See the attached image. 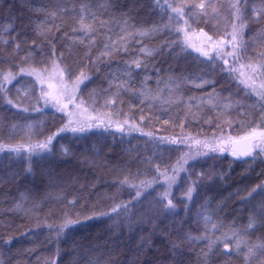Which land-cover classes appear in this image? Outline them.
I'll return each instance as SVG.
<instances>
[{"label": "trees", "instance_id": "1", "mask_svg": "<svg viewBox=\"0 0 264 264\" xmlns=\"http://www.w3.org/2000/svg\"><path fill=\"white\" fill-rule=\"evenodd\" d=\"M170 3L189 5L200 2L208 3L209 0H169ZM234 0H211L213 4H223L219 13L203 16L199 9L193 13L189 21L190 29L188 37L183 33L170 34L161 32L151 37H143L148 47L160 48L162 44L179 36V44H172V54L166 50L162 56L150 58V64L159 69V76L167 80L170 76L178 78L182 73L194 72L197 75L210 72L216 82L214 87L217 92L224 96L230 93L241 100L242 108L238 111L233 108L230 114H223L211 110V105L203 111L207 116L198 114V119L185 116L189 109L187 101L189 97L206 95L212 90L209 84L202 88L194 87L188 83L181 86V91L167 95V89L161 85V100L148 106L139 101L132 103L128 96L124 97L123 104L113 105L122 110L129 117H134L138 126L144 132H151L156 137L183 138V144L163 143L157 148L148 143L149 137L133 132L124 136L123 143L113 140L108 133L100 134V130L91 129L77 136L72 133L62 134L54 141V154L46 160H39L31 164L32 171L28 169L27 152L48 135L56 132L68 119L63 113L55 112V109L42 108L40 112L30 111L24 113L7 104L6 100H0V264H200L203 259L201 253L206 251L207 241L197 239L196 243L189 246L185 240H179L181 236L200 237L205 235L203 220L197 213L204 212L201 207L206 201H211L210 212L215 213L216 221L222 224L217 235L228 232L233 224L246 226L249 210L254 206L259 208L264 204V197L253 193L247 203L244 198L252 188L264 184V156L256 159L254 163H247L250 157L237 159L231 155L233 148L242 146L245 137L252 128L257 131L264 130L258 127L261 122L260 109L253 102L256 96H246L250 88H246L239 81L233 79L238 73L221 71V68L232 66V57L228 65L217 61L212 71L205 67L208 63L205 57L200 56L192 48L181 51L180 46L187 39L192 45L207 49L210 43L207 37L201 35V29L207 35L213 37V41L225 39L226 33L231 31L230 17L226 5ZM44 3L49 8L55 9V0H0V60H3L5 70L11 68L15 73L18 69L13 65L21 63V57L29 48L35 47L32 41L39 45L33 53L35 59L31 61L34 68L41 67L40 61L44 59L39 49H43L45 55L55 47L57 54L62 53V68H70L73 74L84 71L92 76V80L81 85V93L77 95L84 100L79 105L89 113L87 118L81 119L82 123H92V117L99 112L107 110L100 108L102 100L90 98L93 90L106 86L104 74L107 69L96 73L88 64L89 56L95 60L99 55V47L107 39L105 36H97V46L91 51L87 44H81L77 37L80 33L74 32L78 27L75 18L70 14H64L62 18L55 20V27L51 23L44 29L45 35H38L36 25L39 23L38 14L34 7ZM80 5L69 4V12ZM249 9H264V0H251ZM189 10L186 8L185 12ZM130 15L129 31L132 25L139 28H147L153 25L167 23V16L161 9L156 8L155 0H118L116 10L106 14L103 19L111 18L112 35L118 38L119 32L124 28L121 15ZM43 17H41L42 19ZM187 18V17H186ZM93 23V22H89ZM183 24V21H181ZM11 29V31H4ZM59 29V30H57ZM100 31H105L101 29ZM254 36H249V32ZM67 33V35H65ZM264 34V26L249 23L244 30L246 43H259L257 37ZM45 36L47 38H45ZM6 41L7 43H4ZM26 42V43H25ZM20 43L23 51L15 49V44ZM130 54L138 55L136 49L140 47L135 41H130ZM215 54V50L208 49ZM230 50L225 48V51ZM264 51V48L254 49ZM129 54L121 52L113 58V65L128 58ZM199 57V60L194 59ZM12 64H9V62ZM200 61H204L201 64ZM249 61H243L248 63ZM254 62V61H252ZM244 71L247 69H243ZM140 72V70H137ZM151 78L148 84L155 89L157 72L149 68ZM143 73L137 79H141ZM68 78L65 76V81ZM31 82V83H29ZM261 84L260 79L255 80V87ZM10 91L7 98L14 102L22 103L24 107H33L35 99H20L25 97L24 90L32 89L33 97L39 96V89L33 81V77L18 76L12 83L6 85ZM17 88L20 90V98L17 97ZM78 103V102H77ZM43 101L40 102V106ZM246 112L247 114H242ZM115 116V114H112ZM141 115L144 116L140 123ZM122 119V118H121ZM167 121V122H166ZM184 121L183 130L180 122ZM33 124V129L28 130L27 125ZM13 125H16L13 128ZM219 125V126H217ZM119 137L120 133H116ZM191 139H188V138ZM223 138L226 141L219 151L209 153V156H196L189 160L185 167L187 173H180L183 178L186 175L191 179L184 183L178 179L172 187L174 203H176L177 215H165L160 204L156 203L157 197L163 191L161 179L159 184H153L152 188L142 190L143 195L136 199V188L130 185H120L124 173L130 171L134 182L139 185L142 180H152L156 174V168L161 170L175 165L178 158L186 154L185 143L196 139ZM129 141H131L129 143ZM68 147L69 155L61 154V146ZM221 145V144H220ZM20 148V155L9 152V148ZM179 148L180 151L176 149ZM129 150V151H126ZM228 149V150H227ZM215 156V159H211ZM143 157H151L155 163L142 162ZM34 159H39L35 157ZM201 173H212L210 179H203V184L193 194V201L188 203L187 208L179 203L184 199L188 184L196 180ZM171 175V172H169ZM132 179V177H129ZM183 184V187H181ZM153 193V195H148ZM147 196V199H145ZM22 197H25L22 199ZM74 202V203H70ZM135 204L124 215L111 213L114 204ZM16 204H21L17 208ZM101 213H110L104 216ZM91 220H83L86 215H93ZM65 215L75 219L79 215L81 224L70 226L59 237L55 229L63 222ZM214 217V219H215ZM211 235V233H208ZM264 234V227L256 231L248 239L255 242L257 237ZM11 243H7V241ZM172 243H180V254L176 255L172 249ZM221 251L223 249L221 248ZM207 264H225L223 257L216 255ZM227 264H242V258L235 257Z\"/></svg>", "mask_w": 264, "mask_h": 264}, {"label": "snow or ice", "instance_id": "2", "mask_svg": "<svg viewBox=\"0 0 264 264\" xmlns=\"http://www.w3.org/2000/svg\"><path fill=\"white\" fill-rule=\"evenodd\" d=\"M51 2V0H50ZM118 0H55V9H51L48 5L41 3L34 7V11L38 14L37 19L39 23L36 25L37 34L45 35L44 29L49 23L55 27V20L62 18L64 14L72 15L78 27L73 28L74 32L80 33L77 37L81 44H87L89 51L97 46V36H105L106 40L102 42V46L99 47V55L95 60L91 59L89 56L88 64L83 67L92 66L96 73H100L104 69L107 71L104 74V80L106 81V86H101L98 90H93L90 93V98H95L96 100H102L103 104L99 105L107 111L99 112L96 108H93L97 115L92 117V123H82L79 120H73L72 116L74 113L69 110V105L73 108L84 104V100L81 99L77 94L81 93V85H84L86 81L92 80V76L84 71H79L73 74L70 68H62L61 64L63 60L61 59L62 53L59 55L55 47L52 48L51 52L47 55L44 54L43 49H39L40 55L44 57L40 61L41 67L39 69L32 67L31 61L35 59L33 53L36 52L39 45L36 41H32L35 47L29 48L28 51L21 57V63L19 65H13L18 70L14 73L11 68L5 70L3 67V60H0V100H6L7 104L13 108L18 109L24 113L30 111L40 112L42 108H48L49 105L55 112L63 113L68 119L62 124V126L57 129L56 132L48 135L40 143L32 146L31 149H25L27 152V162L30 165L28 171L31 172V164L38 163L39 160H46L49 156L54 154V141L57 137H61L62 134L72 133L79 138L78 134H83L93 128L100 130V134L108 133L112 139L119 140L123 143L124 136L131 135L133 132H139L142 136L149 137L148 143L155 145L157 148L163 143L168 144H183L184 139L177 138H167V137H156L153 136L151 132H144L141 127L138 126L134 117H129L122 110L113 107V105H120L124 102V97L128 96L132 103L139 101L140 104L148 106L153 102L161 100V85H164V89H167V95H172L173 90L176 93L181 91V86L191 83L194 87L202 88L206 85L212 84L213 88L206 95L197 97H189L187 101L188 113L185 116H191L193 119H198V114L202 116H207V112L203 109L211 105V110L215 112H220L225 115L230 114V111L235 108L238 111L242 108L241 100L238 97L233 96L231 93L228 96H224L217 92L214 85L215 81L212 79L210 72H204L201 69L202 74L197 75L194 72L182 73L178 78L174 79L171 76L164 80L159 76V69L154 68L150 64V58L154 56H162L167 50L169 54H172V44H179V36L175 37L171 43H164L160 48L148 47L143 39V37H151L153 35L159 34L161 32L171 33L175 31L176 33H183L185 37L189 35L190 23L192 20L193 13L196 9L201 10L200 14L203 16H208L210 13L208 9H212L213 13L218 14L219 9L225 7L223 4H213L211 0L208 3L200 2L196 4H174L170 3L169 0H155L156 8L162 10V12L167 16V23L153 25L147 28H139L136 25H132V31H129V20L132 18L130 15H121V21L124 28L119 32L118 38H114L112 35V23L111 18L108 20L103 19V17L116 10ZM135 4L136 0H132ZM251 0H234V2H229L226 7L229 12L231 31L226 33L225 39L213 41V37L207 35L201 29V35L207 37L210 42L207 49L204 45L196 47L192 45L187 39L184 40L180 46L181 51H186L187 48H192L195 52L199 53L200 56L206 58L208 63L205 65L206 68L215 70L214 66L217 61H222L224 65L229 64V60L226 57H232V66L229 68H221V71H227L228 73H238L237 76L232 77L233 79L239 81L246 88H250V92H246V96H256L258 99L253 102L254 105H258L261 116V122L258 127L264 129V51H255L257 48H264V34L257 37L259 43H246L244 40V30L249 23L258 24L264 26V9H249L248 5ZM69 4L76 5L79 4L80 7L73 8L69 12ZM189 11L186 13L185 9ZM41 17H43L41 19ZM187 17V18H186ZM93 23H89V22ZM183 21V24H181ZM104 29L105 31H100ZM59 30V29H57ZM4 31H11V29H5ZM67 35V33H65ZM254 32H249V36H254ZM45 38H47L45 36ZM130 41H135L140 47L136 49L138 55L130 54L132 49L129 47ZM4 43H7L4 41ZM26 43V42H25ZM225 48L230 50L225 51ZM15 49L23 51L21 44H15ZM208 49L215 50V54ZM121 52L129 54L128 58L116 62L113 65V58L119 55ZM194 59L199 60V57ZM243 61H249L248 63H243ZM254 61V62H252ZM204 64V61H200ZM9 64H12L10 61ZM103 65L104 69L100 66ZM152 67L153 71L157 72V82L155 89H153L149 84L148 80L151 78V73L149 68ZM247 69L244 71L243 69ZM143 73L141 79H137L140 76V72ZM18 76H28L33 77L37 84H40L39 96L33 97L32 89H25V97L20 98V89L17 88V97L20 99L32 100L35 99V105L31 108L24 107L22 103L14 102L12 99H8L7 95L10 89L6 85L12 83L16 80ZM65 76L68 80L65 81ZM56 79L59 86V92L56 96L52 94L51 91L44 87V84L48 83V88H51V81ZM260 79L261 84L259 89L255 87V80ZM31 83V82H29ZM43 101V105L40 106V102ZM78 102V103H77ZM115 114L113 116L112 114ZM242 114H247L246 112ZM122 118V119H121ZM144 116L141 115L140 123H143ZM167 122V121H166ZM184 121L180 122V127L183 130ZM219 126V125H217ZM16 125H13L15 128ZM27 128L29 131L33 129V124H28ZM116 133H120L118 137ZM188 139H191L190 137ZM245 143L239 149L233 148L231 155L239 159L240 157H250L251 160L246 161L247 163H254L256 159L264 156V130L257 131V128H252L251 131L245 137L239 138ZM131 141H129L130 143ZM201 148L194 154H184L178 158L175 165L166 167L163 170L157 166L156 174L152 180H142L140 184L137 185L134 180L136 177L132 176L130 171L124 173V178L120 180V185H130L136 188L135 193L136 199L143 195L142 190H146L153 187V184H159L161 179L163 184L161 187L163 191L156 199V203L160 204L165 215L175 216L176 203H174V197L172 194L173 185L177 184L178 179H182L184 183H187L191 179L190 176L180 177V173H187L188 169L185 165L188 164L189 160L194 159L196 156H209V153H215L219 151L223 153L226 149L219 147L218 142H210L207 140L196 139L194 141ZM215 144V146H213ZM3 146L0 145V150ZM206 149V150H201ZM180 151L179 148L176 149ZM9 152H15L18 156L20 155V148H9ZM126 151H129L126 149ZM61 154L69 155L70 150L68 147L61 146ZM38 157L39 159H34ZM211 159H215V156H211ZM143 163L152 164L155 163L151 157H143ZM171 172V175H169ZM212 173H201L196 180L188 184L184 199H181L179 203L184 204L187 208L188 203L193 201V194L197 192V188L203 184V179H210ZM129 177H132L130 179ZM183 187V184H181ZM253 193L258 196L264 197V184L257 185L252 188L247 196L244 198V202L247 203L250 198L253 197ZM148 195H153L149 193ZM25 197H22L24 199ZM147 199V196H145ZM74 203V202H70ZM16 207H21V204H16ZM130 207H136L135 204H124L118 203L114 204L111 208V213H116L119 215H126L130 211ZM201 207L205 210L204 212H198V217L203 220L205 235L200 237H195L191 235L181 236L179 240L183 243L185 240L191 244L196 243L197 239L207 241V250L202 252L201 255L203 259L200 264H207L212 257L219 255L223 257L225 264L227 261L232 260L235 257L242 258V264H264V234L257 237L255 242H251L248 238L253 236L256 231L264 227V204L259 208L253 207L249 210V217L246 226L231 225L228 232H222L219 235L220 228L223 227L222 224H218L216 221L219 219L215 217L214 212L208 211L211 208V201H206ZM93 215H86L83 220L93 219ZM100 215H110V213H101ZM215 217V219H214ZM82 219L79 215L75 219L68 218L65 215L63 222L55 229L57 236L62 235L67 228L70 226L81 224ZM211 233L209 235L208 233ZM11 243V241H7ZM180 243H172V249L174 254H180ZM221 248L223 251H221ZM53 264L55 262L53 261ZM88 264H91L89 260ZM99 264V261L96 262ZM178 264V262H177Z\"/></svg>", "mask_w": 264, "mask_h": 264}, {"label": "rangeland", "instance_id": "3", "mask_svg": "<svg viewBox=\"0 0 264 264\" xmlns=\"http://www.w3.org/2000/svg\"><path fill=\"white\" fill-rule=\"evenodd\" d=\"M33 81L35 82L34 78H33ZM35 85L37 86L38 89H40V87H41L40 84H37L35 82ZM44 87L46 89H48L49 91H51L54 96H56L58 94V92H59V86H58L55 78L51 81V88L50 89L48 88V83L47 82L44 84ZM22 92H23V90H22ZM49 107H51V105H49ZM69 110H71L74 113V115L72 116V119L73 120H79L80 121L81 119L87 118L89 116V113H87L86 110L84 108H82L81 106H78L76 108H73L72 105H69ZM221 139H223V138H216L215 137V138H211V139H203L202 141L207 140V141H210V142H218L219 147H223V145H225V142L226 141H223ZM194 141L186 142L185 143V146H184L185 149H184V151H186V154H194V153H196V151L198 149L201 148V146L200 145H197ZM213 146H215V144ZM240 147H242V146H240ZM237 149H239V147H237ZM201 150H206V149H201Z\"/></svg>", "mask_w": 264, "mask_h": 264}]
</instances>
